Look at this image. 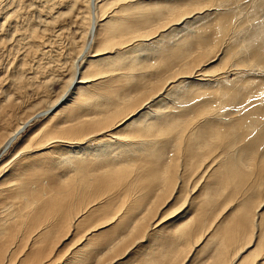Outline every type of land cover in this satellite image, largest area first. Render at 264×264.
Here are the masks:
<instances>
[{
  "label": "bare ground",
  "instance_id": "bare-ground-1",
  "mask_svg": "<svg viewBox=\"0 0 264 264\" xmlns=\"http://www.w3.org/2000/svg\"><path fill=\"white\" fill-rule=\"evenodd\" d=\"M203 1L54 0L68 9L40 20L37 38L29 28L28 48L56 37L52 26L78 4L60 92L46 99L41 84L25 97L36 80L23 54L24 76L10 75L16 90L0 93V235L15 231L6 217L31 224L13 260L0 244V264H49L43 256L64 252L52 264H263L264 107L234 115L255 97L254 81L228 77L264 48L241 57L243 48L224 46L232 13L198 25L214 9ZM10 6L0 7V52L22 39L17 26L2 33ZM151 59L159 67L140 75Z\"/></svg>",
  "mask_w": 264,
  "mask_h": 264
},
{
  "label": "rangeland",
  "instance_id": "rangeland-1",
  "mask_svg": "<svg viewBox=\"0 0 264 264\" xmlns=\"http://www.w3.org/2000/svg\"><path fill=\"white\" fill-rule=\"evenodd\" d=\"M0 1H1L0 7H3V5L6 3L8 4V6H10L11 2H12L13 4L10 6L11 9H12V7L17 8L16 12L15 11L12 12L14 14H10L12 19L10 21L7 20L8 22L5 20V22H7V23L10 22V25H9V27L4 28V31H2V33L6 34L5 31L7 29H9L10 26H11V28H12V26H15V27L17 26L18 28L16 27V29L14 31H18L17 35L19 37H15V38L21 39V37H22L21 40H18V41L16 40L13 42L15 44V48H13V45H12L11 46L12 49H9V51H7V48H8L7 46H6V48L1 49L2 52H0V53L2 55L0 54V66H1L0 67V78L1 77H3V78H1V80H0V93L3 92V90H5V93H9L10 95L12 92L14 93L16 88H15L14 83L11 82V80H10V75L13 74L12 76H14L16 74L15 77L17 78V76L19 74H22V73L16 72L18 70L16 62L18 61V59H20L19 58L20 56H18V55H21L22 57L24 55H26L29 58L26 56H24V58H23V61L27 60L26 63L23 62L24 65L22 64V66L25 67L24 68L25 70H23V72H25L24 74L27 73V75H30L33 72L34 81L36 80L37 82L36 81L34 83L31 82L30 83L31 85L28 83L25 86V88H24L25 89L24 93L26 94L25 97L26 96H27L26 98L32 97V94H33L32 93V91H33L32 87L36 88V86H38V85H39L38 87H40L42 84L40 89L45 90L47 95L49 94L46 99H48L49 97L53 98L61 90V83L59 81L58 82L55 81V77H59V76L62 77L65 74H67V72H66L67 70H66L65 65L69 62L68 54H69V52L73 51V49H74V46L72 47V45H71L73 43H71L70 41H72L71 39L75 34L74 32H75V26L76 25L74 24L75 22H74L73 17L75 16L74 10L76 11V7L78 6V4H76V7H74L72 9V11H71L72 14L69 13L70 11L68 13L62 14L60 16V18H58L56 20L57 22H55V24L52 26L53 27L52 30L55 31V34L58 33V34H56V37H55V35L53 36L54 33L53 34L46 33V32H48V27H46L47 30H44L45 28L43 29L44 32L46 31L45 32L46 36L48 35V37L49 36L50 37L47 39L44 35H43L44 37L42 36L43 38L41 36H39L38 40H39L40 45L38 43H35V42L30 44L29 47L34 46V49L37 50V51L33 50L34 54H32L31 53L32 47L28 48V45L25 46V42H24L25 40L29 39L27 36H25V34L27 35V31L30 29L36 30L35 31V37H36V32L38 34H40V30L42 28L40 20H44V18H46V19L50 18L51 19V16H52L51 14L54 15L56 11H65L66 9H68V7H66L63 4V5H59V7L57 8L58 5L55 6V5L51 4L52 1H54V0H24V1L0 0ZM207 1H209V0H206L205 2L203 1L200 6L204 5L205 3H209ZM55 2L57 3V2H59V0H55ZM210 2L214 3V6L211 5V7H214V9L212 10L213 13L212 14L210 13L209 16H207L208 18H204L203 20L197 21L196 23L198 25L202 24L203 21H205L207 23L210 22L211 20H213L215 18L217 13L231 12L232 13L231 14V18H232L231 24H230V27L228 29L229 32L226 34V36L223 39V41L226 40V43L224 44V46L229 42V44H231V46H233L234 48H237V49L240 48L241 50L243 48V51L240 53L241 57H243V55L244 56L246 55L248 49L257 50L260 48L263 50V48H264V7H262V5H264V0H212ZM15 5H17V6H15ZM49 7L51 9H49ZM37 9H38V11H37ZM64 16H66V17H64ZM58 20L60 21V23ZM5 22L3 23V25H5ZM22 26H24V27H22ZM231 26H232V29H230ZM20 27L25 29V31L22 30L23 32L22 31L20 32L19 31ZM195 28L196 27H192L191 28L192 31L195 30ZM22 33H24V34H22ZM59 33L61 35H59ZM254 33H256L255 36L253 35ZM75 36H77V35H75ZM24 37H26V38L23 39ZM228 37L231 38V40L227 39ZM44 38H46V41H44ZM10 41H12V40H10ZM40 41H42V42H40ZM18 42L21 43L20 44L21 46L19 44L17 45ZM22 42L24 45L22 44ZM29 43H31V42H29ZM35 46L37 48H35ZM38 46L43 48V52H42L43 54L39 52L40 47H38ZM23 47H24V49H23ZM25 50H26V54H25ZM150 56L152 57V54L147 55L148 58H150ZM65 57L68 58L67 59L68 61L66 60ZM152 59L146 60V61L144 60L143 61L144 64L141 63V64L137 65L138 71L141 73L140 75H142L143 73L145 75L146 72L142 71L144 69L149 70V72H151V71H156V70H154L157 68L156 66L159 67V65L152 63L154 61ZM261 59L262 58L259 59L260 62L258 60V61H255L254 64L251 63L254 65V66H250L251 68L249 67V65L247 66L246 64H240L241 67H236V68L231 67L233 69L229 70L233 74H230L228 79L233 78L234 80H237L239 77L240 81H246L247 79H252V81H254V83H255V84L253 83L251 86L252 87L251 92L247 93V95L250 93H253L255 97L251 96L248 98L247 101L243 102L242 104H238L236 106H233V108L236 107L235 109H233V111H235L234 115L238 114L240 116L245 110L249 109L252 106L251 104L253 101H254V103L258 102L259 107H264V105H263L264 104V71L261 70V72H259V71L257 72V70H256L257 67H259V69L264 70V58L262 59L263 61H261ZM10 63H13V64L10 65ZM63 63H66V64H63ZM243 63L249 64L248 62H243ZM228 64H231V62H229ZM256 64H258V65H256ZM12 65H13V67H12ZM149 65H151V66H149ZM154 65L156 68L154 67ZM11 67L14 68V70L11 69ZM240 68H241V70H240ZM247 68H249V69H247ZM226 69H227L226 67L220 68V69L215 70L214 73L216 74V73H218V71L220 72V71L226 70ZM12 72H14V73H12ZM24 74H22V75L24 76ZM193 74H195V72ZM22 77L20 76V78H22ZM226 83L228 84L229 82L227 81ZM257 94H258V96H257ZM44 100L39 101V99L35 98V102L36 103L38 102L37 104L42 108L46 102ZM33 103H34V100H33ZM228 106L230 108H232V106L226 105L223 107V109L228 108ZM85 108H87V107L84 106L83 108H81V113L84 111L87 112L89 110L88 108H87V110ZM79 110H78V112H80ZM40 118L42 119L43 117H39V119ZM41 119L38 120V118H35V119L31 120L28 127L25 129V131L27 132L29 130L34 129V127L42 121ZM258 129L259 128L257 127V130ZM17 139H15L16 141H14L13 144H11V146L14 144L15 145L19 144V139L18 140ZM262 148L263 147H261V149L259 148L258 154L256 155L257 157H259L260 154L262 153ZM251 179L249 180L248 184L251 183ZM47 181H48V179H47ZM247 185L242 188V190H241L242 192H240V190H238L239 196H240V194L242 195L243 193H246V191L244 189L247 187ZM3 216H6L5 212H4ZM6 218H7V220L4 221L5 227H7V224H9L11 226V231H12V229H14L15 231H12L11 233H8V234L3 233L5 235H3V234L0 235V244L3 242H9V243H5V244L3 243L4 249L7 248L5 250L7 253H8V251H7L8 248L11 249L9 256L12 257V260H13V255L14 256L20 255V251L23 247L24 237H26V238L28 237V239L30 238V230H29L30 227L29 226L31 224L29 223V221L21 224L19 219L17 217L15 218V216H9ZM8 218L11 220H9ZM15 232H17V233H15ZM12 233L15 235H13ZM18 234H20V235H18ZM7 235H10V236H7ZM11 235L13 238H11ZM50 238H52V237H50ZM7 244H9L10 246ZM6 252H5V254H7ZM64 253L60 254L59 256L53 255L48 259L46 258V256L45 257L43 256V258H42L43 262L44 263L48 262L49 264H52L53 262L57 263L60 260V258L63 257ZM5 258L3 257V255L0 256V260H2V261ZM263 264H264V259H263Z\"/></svg>",
  "mask_w": 264,
  "mask_h": 264
},
{
  "label": "snow or ice",
  "instance_id": "snow-or-ice-1",
  "mask_svg": "<svg viewBox=\"0 0 264 264\" xmlns=\"http://www.w3.org/2000/svg\"><path fill=\"white\" fill-rule=\"evenodd\" d=\"M158 2H161V3H170L172 2V0H158ZM262 7H264V5H262ZM131 22H134V21H131ZM4 163V161H0V164ZM259 235V233L257 234V236Z\"/></svg>",
  "mask_w": 264,
  "mask_h": 264
}]
</instances>
